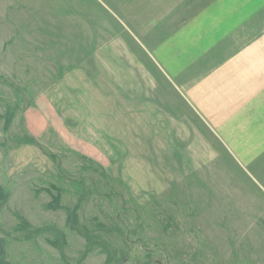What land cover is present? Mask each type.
Returning <instances> with one entry per match:
<instances>
[{"label":"rangeland","instance_id":"rangeland-1","mask_svg":"<svg viewBox=\"0 0 264 264\" xmlns=\"http://www.w3.org/2000/svg\"><path fill=\"white\" fill-rule=\"evenodd\" d=\"M205 1L0 0V264H264V157L111 112L108 43Z\"/></svg>","mask_w":264,"mask_h":264},{"label":"crops","instance_id":"crops-1","mask_svg":"<svg viewBox=\"0 0 264 264\" xmlns=\"http://www.w3.org/2000/svg\"><path fill=\"white\" fill-rule=\"evenodd\" d=\"M152 1L165 11L195 3ZM157 20L130 22L132 39L108 43L103 57L110 82L118 85L111 112L123 109L126 121L156 126L157 140L172 142L171 157L181 156L174 142L206 141L200 137L205 132L241 166L264 157V0H206L188 18ZM189 146L196 147L183 145Z\"/></svg>","mask_w":264,"mask_h":264}]
</instances>
